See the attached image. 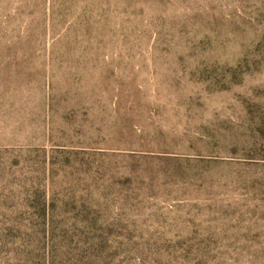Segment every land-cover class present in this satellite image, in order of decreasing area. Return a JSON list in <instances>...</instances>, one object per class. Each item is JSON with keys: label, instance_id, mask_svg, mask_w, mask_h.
<instances>
[{"label": "rangeland", "instance_id": "obj_1", "mask_svg": "<svg viewBox=\"0 0 264 264\" xmlns=\"http://www.w3.org/2000/svg\"><path fill=\"white\" fill-rule=\"evenodd\" d=\"M0 264H264V0H0Z\"/></svg>", "mask_w": 264, "mask_h": 264}]
</instances>
